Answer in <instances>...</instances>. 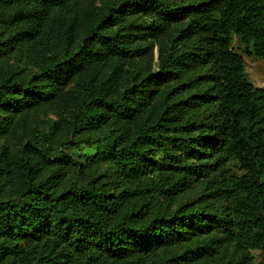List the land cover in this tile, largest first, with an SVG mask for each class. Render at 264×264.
Masks as SVG:
<instances>
[{
    "label": "trees",
    "instance_id": "16d2710c",
    "mask_svg": "<svg viewBox=\"0 0 264 264\" xmlns=\"http://www.w3.org/2000/svg\"><path fill=\"white\" fill-rule=\"evenodd\" d=\"M234 35L264 59L263 0H0V136L66 106L102 145L43 155L101 168L65 186L0 151V264H264V87Z\"/></svg>",
    "mask_w": 264,
    "mask_h": 264
},
{
    "label": "rangeland",
    "instance_id": "374dc122",
    "mask_svg": "<svg viewBox=\"0 0 264 264\" xmlns=\"http://www.w3.org/2000/svg\"><path fill=\"white\" fill-rule=\"evenodd\" d=\"M102 1L104 0H94L96 5ZM232 45L234 50L243 57L248 79L255 86L264 87V59L247 55L243 44L236 35L233 36ZM39 48H36L35 51L38 52ZM69 125L70 117L66 106L56 107L53 110L44 108L26 110L24 114L17 116L9 130L0 136V151H6V157L9 158L24 145H34V153L42 161L40 167L41 175L52 178L59 176L63 186L68 185L71 181H76L80 184L86 183L90 177L99 174L101 168L91 166L82 172L77 165L72 164L68 168L59 169L43 159V155L54 159L59 157L61 153H66L72 156L73 163L84 164L86 155L92 156L102 148L100 143L82 142L69 138ZM8 161L9 159H7ZM102 167H105V165ZM8 188L9 182L0 181V197H4Z\"/></svg>",
    "mask_w": 264,
    "mask_h": 264
}]
</instances>
